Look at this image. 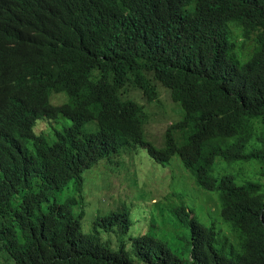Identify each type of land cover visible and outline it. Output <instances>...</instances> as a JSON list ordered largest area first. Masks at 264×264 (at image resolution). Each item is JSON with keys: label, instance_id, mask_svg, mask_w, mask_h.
Wrapping results in <instances>:
<instances>
[{"label": "trees", "instance_id": "obj_1", "mask_svg": "<svg viewBox=\"0 0 264 264\" xmlns=\"http://www.w3.org/2000/svg\"><path fill=\"white\" fill-rule=\"evenodd\" d=\"M231 23L248 50L242 62ZM159 87L183 111L161 150L144 136L165 114L150 117L130 97L151 104ZM60 117L72 125L52 143L50 128L36 133L40 119ZM92 123L95 133L85 130ZM138 147L162 166L181 158L244 237L242 254L227 258L218 233L183 206L190 264H264V185L210 176L219 159L258 161L264 175V0H0V264H183L149 235L133 240L139 263L99 243L97 228L130 233L126 209L85 235L74 201L50 204L71 182L82 191L85 171Z\"/></svg>", "mask_w": 264, "mask_h": 264}, {"label": "rangeland", "instance_id": "obj_2", "mask_svg": "<svg viewBox=\"0 0 264 264\" xmlns=\"http://www.w3.org/2000/svg\"><path fill=\"white\" fill-rule=\"evenodd\" d=\"M235 29L233 23L229 24L227 38L236 45L235 53L242 62L248 50L238 43ZM158 92V98L151 104L137 92H132L130 97L144 105L150 117L165 114L166 122H151L144 136L146 142L161 150L164 148V134L167 128L183 118V111L179 105L173 103L167 90L159 87ZM52 101L54 104H62L66 102V97L56 95ZM39 121L35 131L37 134H47L50 128V133L45 135L49 143L53 142L55 129L62 130L72 125V122L64 117L50 120V126L44 118ZM85 130L95 133L97 126L92 123L87 125ZM27 145L31 147L30 144ZM225 175L233 176L239 185L249 181L264 185V175L258 161L247 164L219 159L210 176L220 179ZM83 178L82 191L71 182L67 189L50 199V204L66 205L74 201L76 204L72 206L73 213L85 214L82 220V232L85 235H97L94 227L99 219L119 213L122 209L128 210L132 227L130 233L124 235L117 230L106 233L97 228V237L99 243L112 251L118 252L125 247L130 259L137 263L139 261L133 240L149 235L164 243L183 264H190L193 248L191 229L188 224L182 222L178 213L183 206L193 214L192 218L218 233L217 248L224 256L234 259L242 254L244 237L232 224L223 220L220 195L202 189L196 176L184 167L178 156L174 157L170 164L162 166L152 161L147 152L138 147L123 153L119 160L101 162L85 171ZM47 206L48 204H45L44 208Z\"/></svg>", "mask_w": 264, "mask_h": 264}]
</instances>
